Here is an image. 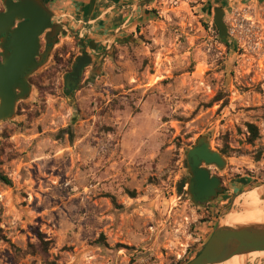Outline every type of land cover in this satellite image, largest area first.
Segmentation results:
<instances>
[{"label": "rangeland", "instance_id": "rangeland-1", "mask_svg": "<svg viewBox=\"0 0 264 264\" xmlns=\"http://www.w3.org/2000/svg\"><path fill=\"white\" fill-rule=\"evenodd\" d=\"M206 1L157 0L96 52L66 32L33 73L0 122V264H185L244 211L236 198L264 184V2L217 0L222 40ZM82 49L93 61L67 86ZM202 135L227 162L210 167L225 192L205 206L186 183Z\"/></svg>", "mask_w": 264, "mask_h": 264}, {"label": "water", "instance_id": "water-1", "mask_svg": "<svg viewBox=\"0 0 264 264\" xmlns=\"http://www.w3.org/2000/svg\"><path fill=\"white\" fill-rule=\"evenodd\" d=\"M217 0H207L201 10L210 12L214 8L215 24L220 31L222 40L227 37V29L221 18L222 5ZM216 4V5H215ZM7 11L0 14V32H10L14 19H27L12 31L11 40L7 43L13 49L6 53L0 62V122L11 120L16 115L17 101L26 99L31 94V85L27 75L33 74L41 61L35 60L40 47L39 36L49 30L51 34L66 33L65 27L52 22V9L47 7V0H20L17 4L7 3ZM92 51H96V42H87ZM93 56L82 49L75 59L72 71L66 78L67 86L76 85V80L84 67L91 64ZM28 74L23 75L25 72ZM16 90L20 92L17 93ZM188 177L187 194L196 205L205 206L220 197L225 190L221 186L220 177L212 174L210 167L221 170L227 163L224 156L210 146L207 135L200 136L185 154ZM191 176V178H190ZM264 184L261 186L263 187ZM261 199L264 201V191ZM237 209L234 210H238ZM253 251H264V223H248L240 225H225L220 223L215 227L200 252L185 264H218L227 261L234 255H248Z\"/></svg>", "mask_w": 264, "mask_h": 264}, {"label": "crops", "instance_id": "crops-1", "mask_svg": "<svg viewBox=\"0 0 264 264\" xmlns=\"http://www.w3.org/2000/svg\"><path fill=\"white\" fill-rule=\"evenodd\" d=\"M156 1L54 0L53 17L55 22L65 27L67 34H74L82 41L93 39L98 51L99 42H111L117 38L123 33L120 28L129 20L132 22L130 23L132 31L133 27L144 19L146 8L155 5Z\"/></svg>", "mask_w": 264, "mask_h": 264}, {"label": "flooded vegetation", "instance_id": "flooded-vegetation-1", "mask_svg": "<svg viewBox=\"0 0 264 264\" xmlns=\"http://www.w3.org/2000/svg\"><path fill=\"white\" fill-rule=\"evenodd\" d=\"M53 1L54 0H47V7L49 9H52V10H53ZM19 2H20V0H0V14H3V13H5L7 11V9H8L7 8V3L17 4ZM262 2H264V0H262ZM216 4L218 5L219 3H216ZM222 10L223 11H222L221 18L223 20L224 17H225V10H224L223 7H222ZM210 12L212 13V17H213V21H214V18H215L214 8H212ZM26 20L27 19H25V18L14 19V21H13V23L10 26V29H9L10 32H8V33H6V32H0V62H3L4 61V58H5V54L6 53L11 54L13 52V49L7 45V43L11 40L12 31L14 29H16L21 22H24ZM51 21L52 22H55L54 17L51 18ZM214 25L216 26L215 21H214ZM217 29H218V27H217ZM226 29L228 31V28H226ZM49 32H50L49 30H45L39 36L40 47L38 48L37 53L35 55V60L38 61V62L41 61L42 62L41 65H43L44 63L47 62V60L50 58V56L52 55V53L55 51V46L61 41V39H62L63 36H66V33H62V32H58L56 35L51 34ZM219 33H220V31H219ZM70 73L71 72H69V74ZM25 74L27 75L28 72L26 71L21 76L23 77V76H25ZM69 74H67L65 78H67ZM32 77H33V74H28L27 75V82L31 85V87H32V83H31ZM78 81H79V79L76 80V83ZM70 86H72V85H70ZM16 92L19 93L20 91L19 90H16ZM19 103H20V100L17 101L16 109H15L16 112L18 110ZM190 178H191V176H190ZM220 181H221V186L225 190L221 178H220Z\"/></svg>", "mask_w": 264, "mask_h": 264}, {"label": "bare ground", "instance_id": "bare-ground-1", "mask_svg": "<svg viewBox=\"0 0 264 264\" xmlns=\"http://www.w3.org/2000/svg\"><path fill=\"white\" fill-rule=\"evenodd\" d=\"M263 191L264 186H260L257 188L253 187L247 192L240 194L236 198L235 203L240 209H244V211L240 214H237L236 211H231L225 216V220H222L221 223L232 226L248 223H264V201L261 199ZM249 254H254V256L260 254L262 256L264 251H253ZM242 256L244 255H234L227 261L218 264H237L238 259Z\"/></svg>", "mask_w": 264, "mask_h": 264}, {"label": "trees", "instance_id": "trees-1", "mask_svg": "<svg viewBox=\"0 0 264 264\" xmlns=\"http://www.w3.org/2000/svg\"><path fill=\"white\" fill-rule=\"evenodd\" d=\"M248 128L250 129V132L252 134L251 140L255 139L258 135V130H257L256 126H254L253 124H248ZM0 180L6 184L10 183V179L5 174H3L2 172H0ZM37 237H38V245H39L41 251L47 252L49 240H46L40 232H37ZM199 252L200 251H198L196 253V255Z\"/></svg>", "mask_w": 264, "mask_h": 264}]
</instances>
